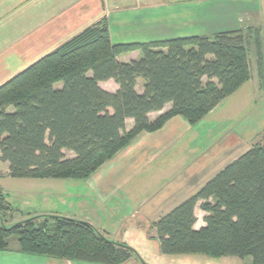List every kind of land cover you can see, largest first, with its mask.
Returning a JSON list of instances; mask_svg holds the SVG:
<instances>
[{
	"label": "trees",
	"instance_id": "16d2710c",
	"mask_svg": "<svg viewBox=\"0 0 264 264\" xmlns=\"http://www.w3.org/2000/svg\"><path fill=\"white\" fill-rule=\"evenodd\" d=\"M252 39L240 31L114 45L103 19L0 88V161L14 179L87 180L142 134L176 117L194 126L235 93L251 78ZM255 42L262 79L263 54ZM136 51L139 60H118ZM111 80L115 93L99 85ZM168 104L170 110L150 121ZM128 120L134 123L129 131ZM198 206L206 216L197 230ZM10 210L0 187V211ZM4 222L0 216V252L14 237L23 254L73 263L125 264L136 256L85 221L42 215ZM152 228L164 255L264 264V145L252 146Z\"/></svg>",
	"mask_w": 264,
	"mask_h": 264
},
{
	"label": "crops",
	"instance_id": "0c3cea01",
	"mask_svg": "<svg viewBox=\"0 0 264 264\" xmlns=\"http://www.w3.org/2000/svg\"><path fill=\"white\" fill-rule=\"evenodd\" d=\"M129 1L0 0V88L103 19L108 23L114 45L145 44L193 36L213 37L240 31L244 34L250 33L253 37L250 52L256 56L255 41L258 39L264 60V0ZM140 58V51H136L121 55L118 60L128 63ZM256 67L259 71L257 60ZM250 71V80L217 106L212 113L237 94L239 95L237 100L242 101L237 113L238 115L244 113L246 106L251 104L250 98L247 101L249 97L247 95L255 93V87L250 85L251 62ZM258 78L262 81L260 73ZM99 85L110 93L118 90V86L112 80ZM60 87L61 85L58 86ZM260 89L259 85L258 90ZM136 90L139 94L143 92V85L139 79ZM170 109L171 104H168L163 111L151 113L150 121H154ZM133 126V120H128L127 130H131ZM193 129L194 126H189L183 118L176 117L161 130L142 134L129 148L122 150L87 180L42 179L53 182V191L55 195L60 194L62 201L55 204L57 207H53L49 212L35 216L57 215L90 223L106 239L125 244L136 251V256L125 264L212 262L214 259L209 261L211 257L205 255H164L152 225L196 194L208 181L255 144L247 148V143L242 144V140L236 138L232 153L226 152L225 158L223 154L221 158L213 159L207 170H204L200 165L204 160V151L196 149V140L189 139L190 132H194ZM65 154L67 155L66 151ZM172 157L175 163H179L178 167H182L181 171L191 169V176L188 172L179 174L178 176L186 175L184 182H181L183 185L177 190H168V198L162 199L159 204L157 201L145 199L136 204L133 210L129 208L128 213H132L130 216H123L125 212L123 202L109 205L136 176L147 172L161 159L166 161ZM190 161V166L183 168L184 163ZM4 175L9 176V171L5 169ZM42 186L43 184L39 185L41 188ZM122 195L126 196L125 193ZM141 208H144L142 215ZM195 214L197 217L195 228L198 230L205 226L206 213L198 206ZM106 221L109 222L108 226ZM217 260L220 264L238 263V259L233 257ZM57 261L60 263L55 264H78L68 260Z\"/></svg>",
	"mask_w": 264,
	"mask_h": 264
},
{
	"label": "rangeland",
	"instance_id": "374dc122",
	"mask_svg": "<svg viewBox=\"0 0 264 264\" xmlns=\"http://www.w3.org/2000/svg\"><path fill=\"white\" fill-rule=\"evenodd\" d=\"M131 1L132 0L129 2ZM133 2H135V0ZM249 53L252 69V80L250 85L255 87V93L247 95V97L249 96L247 101L250 98L251 104L246 106L244 113L238 115L237 110L242 106V101H240V99L237 100L239 96L237 94L232 99L222 104L215 113H212L213 111L210 112L212 114L209 113L210 115L208 114L201 122L194 125V132H190L189 139L191 141H197L195 142V145H197L196 149L204 151L205 158L203 157V163H200V165L204 167V170H207V166L213 159H217L218 157L221 158L226 152L232 153L231 151L237 142L235 141L236 138L242 140V144L247 143V148L249 145L251 146L257 143L264 145V73L262 81H260L258 78L259 71H257L256 67L257 58L254 53ZM140 57H142L141 52ZM209 59H211V57ZM139 81L143 85L144 81L142 79H139ZM259 85L261 87L260 90H258ZM209 149H211V151H208ZM70 155L72 154L67 152V157ZM225 157L226 154H224L223 158ZM199 161H201V159ZM190 163L191 161L189 163H184L183 168ZM178 164L179 163L174 162L173 157L169 160L166 159V161L161 159L147 172L136 176L133 181L115 197L114 201L109 203V205L111 206L120 201L123 202L122 205L125 207L123 216H130L132 213H128L129 208L133 210L136 204H139L145 199H151L152 202L157 201V204H159L162 199L168 198V190H177L183 185L181 182H184L186 175L178 176L179 174L188 172L191 176V169L188 171L183 169L181 171L182 167H178ZM5 169L9 171V164L0 162V187L3 190L7 202L13 208V211L10 210L7 213L0 211V216L4 218V224L6 226H12L30 217H34L35 215L49 212L53 207H57L55 204L62 201L61 196H59L60 194L55 195L56 193L53 191L54 187L52 185L53 182H49L51 180L14 179L4 175ZM177 183L180 184L177 185ZM41 184H43L42 188L39 187ZM122 193H125L126 196L124 195V197ZM143 212L144 208H141V215ZM199 219L201 220V216ZM106 222L108 226L109 222ZM8 244V250L0 253V264L60 263V261L51 258L21 253L17 240L14 237L8 239ZM211 259L214 260L209 263L189 262L185 264H220V261L217 259L221 258H210L209 261H211ZM237 259V264H251V259Z\"/></svg>",
	"mask_w": 264,
	"mask_h": 264
}]
</instances>
